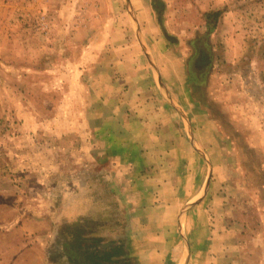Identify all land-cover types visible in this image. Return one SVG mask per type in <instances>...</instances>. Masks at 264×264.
<instances>
[{
  "label": "rangeland",
  "instance_id": "obj_1",
  "mask_svg": "<svg viewBox=\"0 0 264 264\" xmlns=\"http://www.w3.org/2000/svg\"><path fill=\"white\" fill-rule=\"evenodd\" d=\"M195 1L214 0H0V264L172 263L170 246L133 244L126 255L127 232L138 231L125 229L118 168L97 163L99 117L128 87L122 65L112 69L126 39L160 83L157 64L169 84L184 83L179 96L188 84L194 112L210 117V146L196 149L211 164L205 188L226 237L210 251L230 258L217 263L241 264L238 256L264 264V215L243 198L252 179L264 205V149L256 146H264V0H230L205 13ZM235 29L242 35L231 36ZM160 38L172 49L154 59L148 48ZM170 90L162 88L172 100ZM145 232L149 242L153 231Z\"/></svg>",
  "mask_w": 264,
  "mask_h": 264
},
{
  "label": "crops",
  "instance_id": "obj_2",
  "mask_svg": "<svg viewBox=\"0 0 264 264\" xmlns=\"http://www.w3.org/2000/svg\"><path fill=\"white\" fill-rule=\"evenodd\" d=\"M229 2L230 0L195 1L192 6L200 7V10L204 9L205 13L219 9ZM228 16H230L229 13H226L223 18H220V26ZM148 17L149 21L153 22L151 15ZM151 22L150 26H152ZM231 34V36L234 34L239 37L242 31L239 30L237 33L235 29ZM116 37L117 35H113L112 41ZM124 41L126 46H120L123 57L118 60V64L114 62L112 69L122 65L120 67L123 70L122 81L124 87H128L123 94H119L120 104L117 107L113 106L111 110L107 109V113L101 117L98 116L102 123L101 131H105V134L100 145L103 152L97 163L102 167L113 164L118 168L113 180L122 183L117 193L126 204L128 217L125 229L138 231L133 235L127 232L128 253L126 255H132L130 249L133 244L158 246V248L170 246L171 264H174L175 257H177L176 264L182 260H186L185 264H218L219 261L223 263L224 259H230L223 250L218 258L214 257L210 251L212 241H219L221 237L218 233L220 223H216L212 215L210 205L212 195L209 189L205 188L208 185L206 183L211 164L206 156L196 149V145L202 149L210 146L209 137H205V133H209V125L204 121L208 113L205 108L197 113L194 112L192 101L189 100L191 88L189 89L188 84H186L187 93L184 97L179 96V93L182 95L180 88H185L184 83H179L176 78L173 80V75L174 83L169 84L162 73L161 66L156 63L162 75L160 83L153 72L154 67L151 64L148 67L146 61L140 57L139 47L133 42L129 44L128 39ZM156 43H151L152 47L148 48L154 59L170 47L162 38ZM210 45L208 41L207 48H210V52L213 53V47ZM127 48H133V50L127 51ZM167 64L178 66V61H169ZM129 69L127 73L126 70ZM111 74L114 73H108V76ZM118 77L120 80L121 77ZM114 78H116L115 75L111 79L114 80ZM173 85L172 90L176 94L170 90ZM164 87L166 92L170 90L172 100L163 93ZM173 102L182 106L184 112L180 111V107H176ZM207 118L210 119L209 116ZM257 141L264 144V139L262 140L260 135ZM252 142H256L254 138ZM256 146L260 150L264 149V146L260 144ZM257 164L264 165V160H260ZM250 186L251 188L246 189L247 193L243 195V198L253 199L256 212L264 215V205L260 203V193L258 194L255 190L256 186L252 184V179ZM126 198L130 200L126 201ZM197 198L199 199L195 202ZM182 211L184 216L180 219L179 215ZM224 226H227L226 222ZM185 228L188 233L184 237L181 230ZM146 230L153 231L149 234L152 239L149 242ZM221 238L222 242L226 243V237ZM180 243L183 246H180ZM236 245L240 248L242 246L238 238H236ZM158 248L155 250V255L162 253V250ZM180 251L185 253L183 258L179 255ZM134 256L136 259L139 258L135 254ZM233 262L245 264L238 256H235Z\"/></svg>",
  "mask_w": 264,
  "mask_h": 264
},
{
  "label": "trees",
  "instance_id": "obj_3",
  "mask_svg": "<svg viewBox=\"0 0 264 264\" xmlns=\"http://www.w3.org/2000/svg\"><path fill=\"white\" fill-rule=\"evenodd\" d=\"M218 14V13H217ZM210 16V14H208Z\"/></svg>",
  "mask_w": 264,
  "mask_h": 264
}]
</instances>
